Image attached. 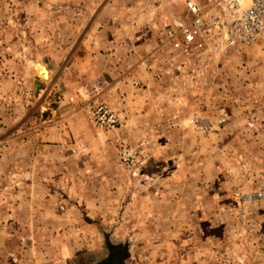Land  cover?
<instances>
[{
	"label": "rangeland",
	"instance_id": "1",
	"mask_svg": "<svg viewBox=\"0 0 264 264\" xmlns=\"http://www.w3.org/2000/svg\"><path fill=\"white\" fill-rule=\"evenodd\" d=\"M184 12L0 0V264H264V37L186 55Z\"/></svg>",
	"mask_w": 264,
	"mask_h": 264
},
{
	"label": "built area",
	"instance_id": "2",
	"mask_svg": "<svg viewBox=\"0 0 264 264\" xmlns=\"http://www.w3.org/2000/svg\"><path fill=\"white\" fill-rule=\"evenodd\" d=\"M185 6L183 15L166 28L170 43L184 54H207L252 44L264 37V0H208L201 6L196 0H178ZM251 200H264V174Z\"/></svg>",
	"mask_w": 264,
	"mask_h": 264
},
{
	"label": "water",
	"instance_id": "3",
	"mask_svg": "<svg viewBox=\"0 0 264 264\" xmlns=\"http://www.w3.org/2000/svg\"><path fill=\"white\" fill-rule=\"evenodd\" d=\"M113 253L114 255L110 259H106L98 264H123L124 262L123 252L120 249H118L115 250Z\"/></svg>",
	"mask_w": 264,
	"mask_h": 264
},
{
	"label": "bare ground",
	"instance_id": "4",
	"mask_svg": "<svg viewBox=\"0 0 264 264\" xmlns=\"http://www.w3.org/2000/svg\"><path fill=\"white\" fill-rule=\"evenodd\" d=\"M40 76H41L43 79L47 80V79L49 78L48 70L45 69V68L42 69L41 72H40Z\"/></svg>",
	"mask_w": 264,
	"mask_h": 264
},
{
	"label": "flooded vegetation",
	"instance_id": "5",
	"mask_svg": "<svg viewBox=\"0 0 264 264\" xmlns=\"http://www.w3.org/2000/svg\"><path fill=\"white\" fill-rule=\"evenodd\" d=\"M118 249H119V248H118ZM118 249H116V250H118ZM114 251H115V250H114ZM122 252H123V250H122ZM113 255H114V253H112V256H113ZM112 256H111V257H112ZM111 257H110V254H109V256H107V258L103 259L101 262H103V261L106 260V259H110ZM101 262H99V263H101Z\"/></svg>",
	"mask_w": 264,
	"mask_h": 264
},
{
	"label": "crops",
	"instance_id": "6",
	"mask_svg": "<svg viewBox=\"0 0 264 264\" xmlns=\"http://www.w3.org/2000/svg\"><path fill=\"white\" fill-rule=\"evenodd\" d=\"M47 67V66H46ZM48 69V68H47ZM48 74L50 75V73H49V70H48ZM49 79V78H48ZM85 256H86V254H85Z\"/></svg>",
	"mask_w": 264,
	"mask_h": 264
}]
</instances>
